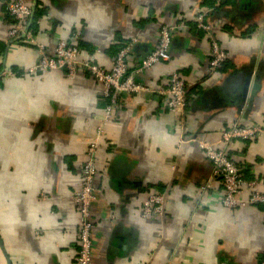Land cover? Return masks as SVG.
I'll return each mask as SVG.
<instances>
[{
  "label": "crops",
  "instance_id": "1",
  "mask_svg": "<svg viewBox=\"0 0 264 264\" xmlns=\"http://www.w3.org/2000/svg\"><path fill=\"white\" fill-rule=\"evenodd\" d=\"M8 1L0 0V71L13 72L0 82V264H75L72 194L97 128L90 264H258L264 205L224 208L198 145L212 142L264 193V134L220 139L235 121L264 122V0H24L33 10L31 41L7 38ZM198 12L227 55L216 75L207 72L210 44L196 28ZM173 23L183 28L172 35L168 60L135 80L156 90L176 72L186 84L184 116L142 91L121 94L104 120L102 86L88 73L24 74L38 61L37 44L50 54L60 40L106 71L134 40L132 69ZM152 192L163 196V213L143 218Z\"/></svg>",
  "mask_w": 264,
  "mask_h": 264
},
{
  "label": "built area",
  "instance_id": "2",
  "mask_svg": "<svg viewBox=\"0 0 264 264\" xmlns=\"http://www.w3.org/2000/svg\"><path fill=\"white\" fill-rule=\"evenodd\" d=\"M7 14L12 19V26L7 30V38L10 40L25 39L31 41L30 33L26 31L32 10L24 0H9L5 5ZM206 12H198L195 16L196 28L207 35L210 49L207 72L216 75L227 55L212 37V27L205 21ZM183 28L182 23H173L162 26L158 31L157 43L153 50L143 58L137 66L130 69L129 50L131 42L120 47L115 55L110 71L97 65L93 57L79 60V49L74 42L60 40L49 54L41 44H37L36 51L38 61L32 67L27 68L24 74L37 72H52L64 70L68 78H73L78 71H84L102 86V95L106 100L103 119L108 120L113 116L121 94H137L142 91L155 92L165 99L170 110L184 116L186 103V84L184 80L173 72L168 78V85L164 88L150 90L135 78L153 65L166 61L169 58V48L173 33ZM9 69L0 71V82L12 76ZM264 121V117H263ZM101 128H97L92 141L87 145L84 160L80 168L79 187L72 194L77 206L79 216L78 242L79 248L75 258V264L91 263L92 248V220L91 207L95 201L94 178L96 176L97 142ZM264 134V122L261 124H242L239 121L232 123L230 128L221 135V142L228 144L234 140L252 141ZM199 148L211 165L212 178L219 180L222 187L221 205L226 209L245 207L248 205H264V193L260 191L255 179H244L239 168L231 161L224 151L218 149L212 142H199ZM205 189V187H204ZM246 192L247 197H242ZM163 196L157 192L150 193L142 203L141 215L143 218L161 216L163 213ZM258 264H264V257Z\"/></svg>",
  "mask_w": 264,
  "mask_h": 264
},
{
  "label": "water",
  "instance_id": "3",
  "mask_svg": "<svg viewBox=\"0 0 264 264\" xmlns=\"http://www.w3.org/2000/svg\"><path fill=\"white\" fill-rule=\"evenodd\" d=\"M33 11V10H32ZM32 16V15H31ZM30 21H31V17H30V19H29V21H28V24H27V27H26V31L28 30V27H29V23H30Z\"/></svg>",
  "mask_w": 264,
  "mask_h": 264
},
{
  "label": "trees",
  "instance_id": "4",
  "mask_svg": "<svg viewBox=\"0 0 264 264\" xmlns=\"http://www.w3.org/2000/svg\"><path fill=\"white\" fill-rule=\"evenodd\" d=\"M5 12H6V10H5ZM6 14H7V12H6ZM8 15V14H7ZM36 15V14H35ZM9 16V15H8ZM10 17V16H9ZM10 19H11V17H10Z\"/></svg>",
  "mask_w": 264,
  "mask_h": 264
}]
</instances>
